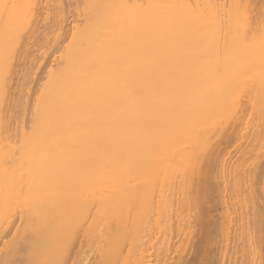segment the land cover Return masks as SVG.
I'll list each match as a JSON object with an SVG mask.
<instances>
[{
  "label": "bare ground",
  "instance_id": "obj_1",
  "mask_svg": "<svg viewBox=\"0 0 264 264\" xmlns=\"http://www.w3.org/2000/svg\"><path fill=\"white\" fill-rule=\"evenodd\" d=\"M74 2L81 15L68 40L64 33L57 41L55 70L49 66L31 112L17 113L15 121L12 111L22 99L16 101L11 81L24 69L19 65L47 5L0 0V73L13 70L7 82L4 72L0 77V146L6 147L0 166L8 169H0L8 190L1 195L0 186V219L9 217L2 220L8 231L33 230L43 216L30 205L76 183L82 167L80 226L97 248L98 264H169L177 241L186 246L190 229L204 226L207 172L227 136L251 137L249 148L260 159L244 183L264 182V9L251 10V0ZM237 185L233 232L244 236L242 263L264 264V188L250 197L245 189L239 198ZM228 226L221 228L222 250ZM209 250L198 255L200 264H209Z\"/></svg>",
  "mask_w": 264,
  "mask_h": 264
},
{
  "label": "rangeland",
  "instance_id": "obj_2",
  "mask_svg": "<svg viewBox=\"0 0 264 264\" xmlns=\"http://www.w3.org/2000/svg\"><path fill=\"white\" fill-rule=\"evenodd\" d=\"M44 3L47 5V10L46 8H43V10L47 11L46 12L47 14L45 15L47 17L45 18L42 17V20L45 19L44 21L41 22V24L42 23L43 24L40 26L39 29L36 30L34 36L30 40H28L29 44H27V47H26L28 50L24 52L26 53V55H24L26 56V59L21 60L24 66L21 65L22 63H20L19 65V67H22V68L24 67L25 70L21 68L22 71L20 72V69H19L18 71L19 73L17 76L19 78L17 77L14 78L15 81L12 80L11 85H10L12 87V83H13V87L15 84H16L15 86H17L15 87L17 88L16 90L15 88H12L15 91L14 93H16V101L17 99L18 101L20 98L22 99V101L20 100L21 102L20 101L18 102L22 105V107L20 104L18 105V103H16L13 109L15 110V112L16 111L17 112L13 113L14 110L12 111V114H15L13 115L14 118H16L15 121L16 120L19 121L18 119L22 117L21 113L24 114V112H26L27 114V111L31 112L32 106L30 105L31 104L33 105V102L38 98V96L40 95L41 89L47 82V79H48L47 75L50 70L49 66L53 65L51 58L57 55V54H54L55 51L57 50V46L60 47L57 41L60 38H62L64 33H65L66 39L68 40V38L70 37L72 33L71 31L73 30V29L71 30V28H73V26L75 25L74 21L76 19L77 20L79 19L77 18V16L81 15L80 10L82 11V6L80 8V2H74V0H49V1L44 0ZM250 4H251V10L257 11V9L261 8L260 11H262L264 9V0H251ZM44 14L45 13H43V15ZM76 21L75 23H77ZM65 31L66 32L68 31L67 32L68 34ZM58 42H60V40ZM60 49L58 48L59 50V53L57 52L58 54H60V51H62V49L61 50ZM51 55L53 56L51 57ZM25 60L27 61L26 64L24 63ZM49 60H51L52 64L50 63ZM53 67L51 66V68L55 70V68ZM10 70H9L11 74L10 76H9L8 71L7 73H5L4 71H1V73L4 72L6 74L7 78L5 75L0 73V77L5 76L3 77V79H5L4 81L1 80L2 79L1 77L0 84L2 83L1 81L7 82L8 79H10L9 77H11L13 74L12 73L13 70L11 71ZM20 73L21 75H19ZM16 80H18L19 82H17ZM6 84L7 83H4V85ZM7 86L9 88V83L7 84ZM13 90L11 91L12 93H13ZM29 91H30V94H29ZM98 91L99 92L95 91V93H97V95H95L96 98L101 96L100 90ZM14 93H13V97L15 96ZM19 94L20 96H18ZM24 98H25L24 101H26L27 104H23ZM27 100H30V101L28 102ZM23 105L25 106L27 105L26 107L24 106L25 110L23 108ZM19 109H23V110H19ZM17 113H19L18 114L19 118L15 117ZM28 114L29 116L28 115L27 116L30 117V113ZM244 134L245 133H243L242 136H244ZM245 136L246 137H244L242 141H239L238 138L240 137L229 135L225 138V141L222 143V145L218 146L217 152L214 157L215 159L213 160V163H211L208 169V172H207V174L209 175L208 182H207L208 186L206 189V193L208 194L205 193V197H206L205 204L207 207L204 204L203 208L204 207L205 209L209 208L208 209L209 211L207 209H206L207 211H205L206 215L208 214V217L204 215L205 219L203 218L204 221L202 220L203 221L202 223H204L203 224L204 226H202V228L204 230L202 228H197L199 230L197 229L194 230V232L196 231L199 232V233L196 232V234L198 233L200 237L202 236V238H200L202 241L198 240L199 236L196 234L194 236V232H192V229H190L192 234L188 236L189 239L186 242V246L185 244L183 246L182 240L177 241L176 244L178 245V247L179 246L180 247L179 248L177 247V251L176 252L174 251V253L172 254L173 259L169 260V264H183L185 261H186V264H191V260H192V264H200L199 262L201 260L199 261V259L201 258L203 259L206 256L205 253L207 254V251L209 249H210L209 254L207 255V258L209 257L210 259V260L208 259L209 264H243L242 256H244V246H243L242 240L244 239V236H240V235L237 236L238 234L237 232H236L237 234H234L235 230L233 232L234 223L237 219L236 214L240 212L239 202L237 203V199L235 198L236 192L233 186L234 180H236L238 183L237 188L239 187V194H240L239 198H242L244 196L243 192L245 189L247 190L248 195L244 197H248V196L250 197L252 196L251 192L255 190L257 186L259 190H263L264 188V182H262V184L261 183L259 184V182H250V181H246V183H244L245 182L244 175L250 169L253 171L254 163H256L260 159L259 156L256 155V152H253V150L251 151V149L249 148L250 147L249 143H251L250 142L251 137L247 136V134H245ZM0 148H2L0 149V151L4 150L3 152H5L6 147L0 146ZM3 166L4 165L0 166V169L8 170L5 167L2 168ZM77 167L79 166L77 165ZM70 168L74 170L76 169L78 170V168H76L75 166H72ZM70 168H68L67 170L71 171ZM81 169L78 171L80 175L77 174V170H76L77 176L74 170H73L74 175L70 174L69 172L70 175L76 176L77 178L78 176H80L78 178L79 180L77 178L76 179L73 178L75 179L74 181L76 183L74 184L68 183V185L70 184V186L68 187L69 192H67L68 189L65 190L66 189L65 186H68V185L65 184L64 186V183H63V186L59 190H55L53 191V193L52 192L48 193L47 197L43 200L44 204L46 202L45 205L44 204L41 206L30 205L33 208L31 210V213L37 212L39 216H43V220L37 226L36 224L34 226L35 222L31 221V223L34 226V229L36 228L35 231L34 229L32 230L29 228L30 229L29 230L26 228L27 230L30 231V232H27V230H24L23 228L24 226L22 227L24 232L23 230H19V228L21 227L19 228L16 227V229L15 227L14 228L11 227L12 229L10 228L8 231V227L5 226L7 225V222L6 221L4 222L2 220H4L5 218L7 220V218L9 217L4 216L0 219V222H1L0 223V229H1L0 230V237H1L0 238V264H98L99 259L97 255V248L96 246L87 242L86 238L84 237L85 235L84 234L82 235L84 231L82 230L80 226L81 225L80 222H82L80 218H82L81 214H83V212L80 211V208L83 211L84 207L83 205H81L83 204L82 197L80 198L79 196L80 194L78 193L81 192L80 189H82L81 187L82 182L79 185L80 188L77 185L81 181L80 178H82ZM232 170L234 171V173L232 172ZM1 178L2 177H0V180H1L0 184H3L2 181H6V179L4 180ZM77 181H78V184H77ZM46 182L48 181L44 180V182L42 183L47 184ZM68 182H69V179H68ZM41 185L43 188L45 187L43 184ZM72 185L74 186L76 185V188L74 186H73L74 188L72 187L74 190L70 188ZM0 186L2 187V189L1 187L0 189L4 191L3 188L5 186L4 185H0ZM78 188L80 192L77 191ZM70 189L74 192H70L71 191ZM7 191L5 189V191L2 192L1 195L6 196L7 194L5 195V192L8 193ZM46 192H48V190ZM14 193H16V188H12L11 190H9V194H14ZM66 193H68V195ZM261 194H262V198L264 199L263 197L264 190L263 192H261ZM21 195H23V193ZM81 195H82V192H81ZM228 197L229 198L232 197L233 200L229 199ZM230 200L233 203L235 200V204H233L232 202L229 203ZM2 201H6V200H2ZM230 204H233V206ZM263 204H264V201H263ZM14 205L15 206L13 207L10 206L12 210L9 208V211L11 210V213H13V210L14 212H18L17 210L20 209L18 206V203ZM57 207H61L60 212L57 210ZM1 208L4 211L5 208L3 206H0V210ZM78 211L80 212V215L78 214L79 213ZM11 213L9 214L11 215ZM53 223L55 224V226L53 225ZM32 224L30 225V222H29L28 227H31ZM223 225H229L228 226L229 228L227 231V236L229 240L227 241L228 244L225 250L221 249L222 241H223V235L221 232L222 231L221 228ZM134 229L135 227H130L128 231H133ZM19 231L21 232L19 233ZM7 232H9L10 234H8ZM205 232H206V237H205ZM191 235L192 237H190ZM204 237L208 239L210 242L205 240ZM178 238L180 239V237ZM191 238H193L194 241H196L195 239H197L196 242L198 241L200 242V244L199 242L198 243L194 242V243L198 245V248L200 249V250L198 249L199 251L203 249V251L200 252L203 254H200L198 253L199 251H196L197 246H193L195 244L192 243L193 241ZM204 240L207 242H204ZM178 242L181 244H179ZM207 243H209L210 245ZM203 245L204 247H202ZM192 246L196 247V250L195 248L193 249ZM200 246L202 249L200 248ZM189 247L191 251H189ZM205 249L206 251L204 253ZM193 250L195 251L193 252ZM173 255L176 256L175 259ZM190 255H192L193 257L195 256V258L192 259L193 257ZM198 255H201L199 259H198ZM165 264H168V262H166Z\"/></svg>",
  "mask_w": 264,
  "mask_h": 264
}]
</instances>
